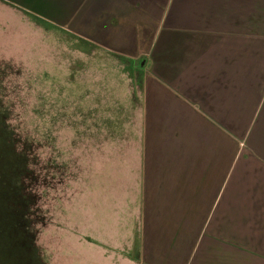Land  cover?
I'll return each instance as SVG.
<instances>
[{
	"label": "rangeland",
	"instance_id": "374dc122",
	"mask_svg": "<svg viewBox=\"0 0 264 264\" xmlns=\"http://www.w3.org/2000/svg\"><path fill=\"white\" fill-rule=\"evenodd\" d=\"M26 3L0 0V264H125L154 151L192 127L156 124L146 54Z\"/></svg>",
	"mask_w": 264,
	"mask_h": 264
},
{
	"label": "crops",
	"instance_id": "0c3cea01",
	"mask_svg": "<svg viewBox=\"0 0 264 264\" xmlns=\"http://www.w3.org/2000/svg\"><path fill=\"white\" fill-rule=\"evenodd\" d=\"M26 5L119 54H146L156 124L192 127L154 151L139 256L123 262L264 264V0Z\"/></svg>",
	"mask_w": 264,
	"mask_h": 264
},
{
	"label": "trees",
	"instance_id": "16d2710c",
	"mask_svg": "<svg viewBox=\"0 0 264 264\" xmlns=\"http://www.w3.org/2000/svg\"><path fill=\"white\" fill-rule=\"evenodd\" d=\"M143 66L139 65V68L141 69Z\"/></svg>",
	"mask_w": 264,
	"mask_h": 264
}]
</instances>
